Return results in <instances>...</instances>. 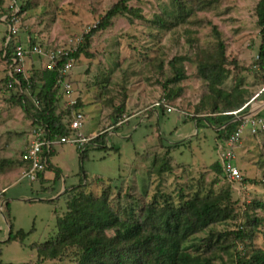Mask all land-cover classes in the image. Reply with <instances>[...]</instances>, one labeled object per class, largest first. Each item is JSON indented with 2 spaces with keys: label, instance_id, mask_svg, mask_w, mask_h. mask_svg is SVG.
Here are the masks:
<instances>
[{
  "label": "rangeland",
  "instance_id": "374dc122",
  "mask_svg": "<svg viewBox=\"0 0 264 264\" xmlns=\"http://www.w3.org/2000/svg\"><path fill=\"white\" fill-rule=\"evenodd\" d=\"M117 1L15 0L18 10L21 6L19 35L74 51L83 34ZM257 1L129 0L134 13L116 14L106 29L95 32L88 47L91 55L80 53L73 59L67 76L70 90L57 87L55 104L57 112L63 111L74 99L85 114L80 131L107 133L106 145L112 148L88 147L80 160L76 144L55 145L49 161L59 176L45 179L43 186L41 180L21 178L24 165L19 156L31 121L2 80L6 27L0 21V241L8 234L6 200L12 230L27 233L21 243L1 244L2 262L74 264L73 247L57 259L43 261L37 260L36 249L56 237V219L66 212L67 192L75 186L95 197L106 193L113 210L134 215L165 201H214L226 217L191 234L184 242L189 251L203 253L212 264H237L238 257L245 260L253 251L264 250V129L255 134L242 131L233 159L241 179L231 181L212 168L220 163L219 127L203 119L195 124L197 118L218 115L211 113L213 98L199 65L217 57L220 41L225 60L216 89L230 93L232 101L245 100L248 105L242 112L261 107L264 114ZM11 5L13 0H3L0 17L13 11ZM36 60L27 59V72ZM174 67L184 78L170 81ZM161 99L175 110L150 112ZM120 120L124 121L117 124Z\"/></svg>",
  "mask_w": 264,
  "mask_h": 264
},
{
  "label": "trees",
  "instance_id": "16d2710c",
  "mask_svg": "<svg viewBox=\"0 0 264 264\" xmlns=\"http://www.w3.org/2000/svg\"><path fill=\"white\" fill-rule=\"evenodd\" d=\"M128 1L118 0L108 8L96 25L83 34V40L76 50L62 56L59 64L67 58H78L80 53L90 56L91 53H89L88 47L95 32L106 29L116 14L121 12L134 13L135 8L128 6ZM2 3L3 0H0V11L3 10ZM18 7L21 10V6ZM254 13L260 36L257 61L261 70L264 71V0L257 1L254 6ZM214 30L217 31L215 28ZM5 34L6 28L1 48L4 65L15 42H22L24 39L18 33L8 44L4 45ZM29 38L30 44L39 42L33 37L29 36ZM4 51L5 56H3ZM39 59L33 63L34 65L31 64V69H28V72L26 70V77L22 74L15 75L19 83H16L5 73L4 67V77L2 79L4 85L13 92L12 98L31 121L28 137L31 128L37 125H42L47 129V136L70 135V108L58 112L55 110L57 71L43 68L41 59ZM223 60H225L224 46L220 41L217 57L211 61H204L199 65V74L211 90L213 98L211 113H217L218 115L197 118L195 124L198 126V121L203 119L207 124L219 127L217 131L220 132V139L224 141L234 133L241 122L237 110L243 106L247 107L248 104L245 100L232 101L229 98L230 93L216 89V85L222 82L223 68L221 62ZM172 65L175 66V64ZM184 76L181 69L174 67V78L170 81L182 79ZM34 99L39 101L37 105L34 103ZM153 104L151 108H154ZM157 108L165 111V107L162 105L154 109L157 111ZM91 141L96 146H89L90 148L103 149L107 146L112 148V145H106L105 133L98 132V135ZM86 150L87 148L79 152L80 160L84 159L87 153ZM53 151L54 148L46 154L48 158L46 170L54 172L52 180L55 181L58 179L59 172L54 169L49 161ZM212 168L217 173L222 172V167L218 161L212 164ZM39 180H41L42 185L45 180L43 173L38 175L36 181ZM76 187L71 188L72 193L67 192V210L56 219V237L45 241L36 249L39 261L57 259L68 247H73L76 254L74 264H212L211 259L203 253L189 251L184 242L194 232L226 217L224 209L218 207L216 202L182 199L177 205H172L165 201L164 205L160 206L150 204L143 208L139 214L134 215L133 212L127 210L122 212L113 210L108 203L106 193L95 197L92 194L77 191ZM63 193H66V191ZM8 205L9 203L6 200L3 207L5 209L4 213L6 212V216H9V233L5 240L0 241V247L1 244L10 241L21 243L27 235L22 229L12 230L13 224L8 213ZM120 213H123L124 217ZM109 231H111L110 234ZM235 236H239V234L236 233ZM236 262L237 264H264V250L253 251L245 260L238 257ZM0 264L12 263H4L0 259Z\"/></svg>",
  "mask_w": 264,
  "mask_h": 264
},
{
  "label": "built area",
  "instance_id": "2783aa9c",
  "mask_svg": "<svg viewBox=\"0 0 264 264\" xmlns=\"http://www.w3.org/2000/svg\"><path fill=\"white\" fill-rule=\"evenodd\" d=\"M13 4L14 7L11 5L13 11L10 15L0 17V21L6 25L4 45L8 44L11 39L16 37L19 33L17 27L18 8L16 7L15 0H13ZM69 52H71V50H66L62 46L55 48L40 42L30 44L29 36H25L22 42H15L12 52L5 60V73L16 83H19V80L15 78V75L22 74V76L26 77L27 69L25 68V62L32 56L38 57L41 59V65L43 68L57 71L56 85L57 87L62 88L63 92L65 91L68 93L70 90V84L67 76L70 71V67L72 66L73 58H67L60 64L59 61H61L62 56L67 55ZM5 55L6 53L4 51L3 56ZM34 103L37 105L39 101L34 99ZM67 104L68 106L65 108H70L69 128L71 130V134L47 136V129L44 126L37 125L33 127L28 140L23 147V151L20 154V160L24 165L21 178H27L29 181H36L38 175L46 171L48 159L46 154L49 153L50 150L57 144L65 142L73 143L76 144L75 146L79 151H84L89 146H96V144L91 140H93L98 133L84 135L80 131L85 119L84 112L80 108L75 107L74 99L71 101L68 100ZM160 105L165 107V111L167 112L175 110V108L172 105H168L164 99L156 101L153 104V107L156 108ZM244 107L245 106L237 110L239 113L238 118L241 122L234 133L226 140L222 141L223 144H217V148L220 153V165L222 167V171L231 181H239L241 179V173L234 164L233 159L234 145L241 137L242 131L244 128H247L248 133L255 134L264 129V114L259 113V109L257 107L242 112ZM124 118V120L127 119L126 117ZM123 121L120 120L117 124H120Z\"/></svg>",
  "mask_w": 264,
  "mask_h": 264
},
{
  "label": "crops",
  "instance_id": "0c3cea01",
  "mask_svg": "<svg viewBox=\"0 0 264 264\" xmlns=\"http://www.w3.org/2000/svg\"><path fill=\"white\" fill-rule=\"evenodd\" d=\"M258 109H259V107H257ZM260 110H261V107H260V109H259V113H260ZM150 112H155L156 114H157V112H156V110L154 109V108H151L150 109ZM261 114H263V113H261ZM148 116V114L147 113H145V116H144V118L145 117H147ZM92 133H96L95 131H90V132H87L86 134H84V135H91ZM107 134V133H106ZM53 176H54V172L53 171H51V170H46L44 173H43V177L45 178V179H52L53 178ZM7 227H8V230H9V225L7 224ZM8 235V234H7ZM7 238V237H6ZM5 238V239H6ZM4 239V240H5ZM3 241V240H2ZM37 260H38V258H37Z\"/></svg>",
  "mask_w": 264,
  "mask_h": 264
},
{
  "label": "water",
  "instance_id": "95a60500",
  "mask_svg": "<svg viewBox=\"0 0 264 264\" xmlns=\"http://www.w3.org/2000/svg\"><path fill=\"white\" fill-rule=\"evenodd\" d=\"M8 233H9V230H8ZM8 236V235H7Z\"/></svg>",
  "mask_w": 264,
  "mask_h": 264
}]
</instances>
